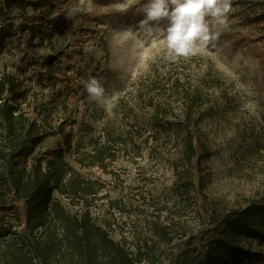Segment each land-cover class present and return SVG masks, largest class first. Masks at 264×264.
<instances>
[{
  "label": "rangeland",
  "instance_id": "374dc122",
  "mask_svg": "<svg viewBox=\"0 0 264 264\" xmlns=\"http://www.w3.org/2000/svg\"><path fill=\"white\" fill-rule=\"evenodd\" d=\"M29 1L37 10L29 8L25 14L16 6L0 15V27L9 23L16 27L7 36L0 33V76L11 73L32 88L22 107L30 116L39 115L41 125L53 133L38 150H59L71 142L67 162L103 186L90 209L93 220L129 251L135 253L140 246L147 261L168 264L183 241L200 229L196 197L176 185L178 175L188 172L177 160L179 141L173 139L170 146L151 152L152 141L144 142L150 130L137 125L133 132L135 145L141 144L144 153L141 158L120 151L117 160L105 161L104 168L82 167L75 152L77 143H83L82 153L88 154L89 136L130 121L131 110H122L131 115L126 120L116 107L122 99L135 103L139 90L145 89V78L166 55L163 34L148 35L139 27L148 0ZM227 23L214 47L177 59V69L167 66L168 72L182 73L185 88L191 85L208 101L202 106L207 117L201 124V142L210 153L203 161L202 191L209 208L216 211L264 204V74L251 48L235 44L242 38L253 46L264 43V0H231ZM52 55L59 58L63 72L50 80L37 73H43L40 65ZM216 76L219 80L212 82ZM91 78L104 87L102 99L90 98L86 84ZM183 109L175 103L168 113ZM49 158L55 155H45ZM176 166L179 170H174ZM56 198L71 214L84 210L65 197ZM164 226L170 227L171 245L157 235ZM251 249L259 258L244 264H264V239ZM196 257V252L182 253L184 264H193Z\"/></svg>",
  "mask_w": 264,
  "mask_h": 264
},
{
  "label": "trees",
  "instance_id": "16d2710c",
  "mask_svg": "<svg viewBox=\"0 0 264 264\" xmlns=\"http://www.w3.org/2000/svg\"><path fill=\"white\" fill-rule=\"evenodd\" d=\"M16 6L25 14L29 8L37 10L29 0H0V15ZM23 30L27 32L28 27ZM14 31L12 23L0 27L4 36ZM31 32L35 39L34 31ZM49 42L52 46L51 39ZM235 44L251 48L264 74V43L253 46L242 38ZM58 60L54 55L44 58L40 65L43 73L37 75L50 80L61 75ZM168 65L180 67L163 55L145 78V89L139 90L135 103H131L134 99L120 100L116 112L128 120L131 115L126 116L122 110L129 108L133 119L117 130L105 129V134L89 136L88 154L82 153L85 145L77 143L76 159L82 167L104 168L105 161L117 160L120 151L134 159L143 157L141 144L135 145L133 131L137 125L150 130L144 142L152 141L151 152L170 146L173 139L179 141L177 160L186 165L188 172L184 177L183 172L178 175L176 185L196 197L200 229L183 241L168 264H184L182 253L188 251L197 253L193 264L254 263L259 255L252 252L253 243L264 239V204L252 202L242 209L228 211L209 208L202 189L203 161L210 153L201 142V124L207 117L202 106L208 101L191 85L185 88L182 73L168 72ZM211 80L217 82L219 78ZM31 89L11 73L0 76V264H156L147 261L143 247L138 246L135 253L129 251L93 220L90 209L103 186L86 179L67 162L65 154L72 152L71 142L59 150H38L53 133L41 125L39 115L30 116L24 111L22 105ZM175 103H181L184 109L168 113ZM137 140H141L140 135ZM130 145L132 148L128 149ZM151 152L149 155L154 156ZM47 154L55 158L45 159ZM57 194L67 198L72 206L84 209L83 212L71 214L56 198ZM169 231L170 227L164 226L157 235L171 245L174 239Z\"/></svg>",
  "mask_w": 264,
  "mask_h": 264
},
{
  "label": "clouds",
  "instance_id": "9594fccd",
  "mask_svg": "<svg viewBox=\"0 0 264 264\" xmlns=\"http://www.w3.org/2000/svg\"><path fill=\"white\" fill-rule=\"evenodd\" d=\"M142 11L139 27L148 35L163 34L166 59L176 61L215 46L219 30L228 27L231 0H148ZM86 89L93 100L104 96L105 89L95 78Z\"/></svg>",
  "mask_w": 264,
  "mask_h": 264
}]
</instances>
